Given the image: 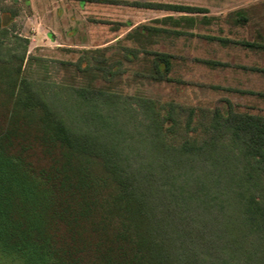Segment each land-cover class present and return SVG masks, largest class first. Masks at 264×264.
I'll return each mask as SVG.
<instances>
[{
    "label": "trees",
    "instance_id": "16d2710c",
    "mask_svg": "<svg viewBox=\"0 0 264 264\" xmlns=\"http://www.w3.org/2000/svg\"><path fill=\"white\" fill-rule=\"evenodd\" d=\"M12 1L0 3V264H264V114L97 87L123 73L107 47L74 64L87 83L22 76L29 40ZM159 25L117 44L155 36ZM145 52L140 76L169 81L171 56Z\"/></svg>",
    "mask_w": 264,
    "mask_h": 264
},
{
    "label": "rangeland",
    "instance_id": "374dc122",
    "mask_svg": "<svg viewBox=\"0 0 264 264\" xmlns=\"http://www.w3.org/2000/svg\"><path fill=\"white\" fill-rule=\"evenodd\" d=\"M139 1L188 6L201 12L133 9V14H128L130 18L148 24L160 21L162 29L155 36L144 37L138 42L107 45L105 55L112 57L108 62L114 63L113 69L120 68L123 73L111 84L96 79L95 86L195 108H222L223 100H228L239 112L264 114V47L239 43L245 40L264 46V0ZM12 2L0 1L3 6H11ZM18 2L21 10L14 21L15 28L23 35L30 32L31 37L29 9L22 0ZM126 10L130 12L131 9ZM239 13L249 18L247 25L238 21ZM34 39L29 40L22 76L67 84L88 82L89 78L85 79L76 71L74 64L85 66L96 45L56 48L41 35L35 34ZM122 47L135 50L136 54H125ZM145 51L171 56L169 81L150 83L140 76L151 58ZM124 54L126 61L122 59Z\"/></svg>",
    "mask_w": 264,
    "mask_h": 264
},
{
    "label": "crops",
    "instance_id": "0c3cea01",
    "mask_svg": "<svg viewBox=\"0 0 264 264\" xmlns=\"http://www.w3.org/2000/svg\"><path fill=\"white\" fill-rule=\"evenodd\" d=\"M132 2L135 1L28 0V19L33 35L30 37V32H27L26 36L34 41L35 34L41 35L56 48L70 49L82 47L80 44H94L93 49H101L124 42L125 36L133 29L148 24L136 22L128 16L133 9L150 10L132 6ZM126 8H130V12Z\"/></svg>",
    "mask_w": 264,
    "mask_h": 264
}]
</instances>
